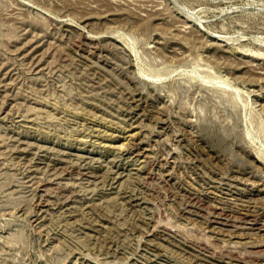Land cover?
I'll return each mask as SVG.
<instances>
[{"label": "rangeland", "instance_id": "rangeland-1", "mask_svg": "<svg viewBox=\"0 0 264 264\" xmlns=\"http://www.w3.org/2000/svg\"><path fill=\"white\" fill-rule=\"evenodd\" d=\"M0 264H264V0H0Z\"/></svg>", "mask_w": 264, "mask_h": 264}, {"label": "bare ground", "instance_id": "bare-ground-1", "mask_svg": "<svg viewBox=\"0 0 264 264\" xmlns=\"http://www.w3.org/2000/svg\"><path fill=\"white\" fill-rule=\"evenodd\" d=\"M215 37V36H214Z\"/></svg>", "mask_w": 264, "mask_h": 264}]
</instances>
